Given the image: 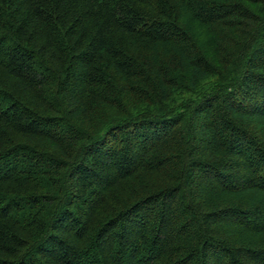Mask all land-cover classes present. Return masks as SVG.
Listing matches in <instances>:
<instances>
[{
  "label": "trees",
  "instance_id": "16d2710c",
  "mask_svg": "<svg viewBox=\"0 0 264 264\" xmlns=\"http://www.w3.org/2000/svg\"><path fill=\"white\" fill-rule=\"evenodd\" d=\"M0 264H264V0H0Z\"/></svg>",
  "mask_w": 264,
  "mask_h": 264
},
{
  "label": "rangeland",
  "instance_id": "374dc122",
  "mask_svg": "<svg viewBox=\"0 0 264 264\" xmlns=\"http://www.w3.org/2000/svg\"><path fill=\"white\" fill-rule=\"evenodd\" d=\"M190 32H194L196 31V29L194 30V26L192 27H188ZM192 32V33H193ZM189 94L188 93H185V92H178L177 91V94L175 96V101L176 103L178 102H181L185 97H187ZM240 198H242L240 195L238 194H223L219 197V200L223 201L224 203H232L234 202L235 200H239ZM237 236L241 239H245V240H250V235H247V234H243V233H237Z\"/></svg>",
  "mask_w": 264,
  "mask_h": 264
}]
</instances>
